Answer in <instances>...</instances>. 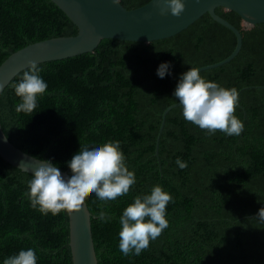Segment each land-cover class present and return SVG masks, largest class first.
Wrapping results in <instances>:
<instances>
[{
  "label": "trees",
  "instance_id": "1",
  "mask_svg": "<svg viewBox=\"0 0 264 264\" xmlns=\"http://www.w3.org/2000/svg\"><path fill=\"white\" fill-rule=\"evenodd\" d=\"M118 1L132 9L149 0ZM215 11L239 30L242 46L230 61L200 75L238 90L239 136L208 135L186 121L179 106L167 112L159 135L163 111L179 102L172 96L179 74L218 62L235 47L234 32L208 12L166 38H103L91 52L38 63L48 87L32 114L15 110L12 88L26 69L0 94L8 139L67 173L79 143L120 142L136 183L115 200L85 197L98 264H264V224L253 218L264 207V22L247 25L224 6ZM77 30L52 0H0V64L30 43ZM162 61L172 63L171 76L156 75ZM177 157L187 167L180 169ZM30 178L0 156V261L31 247L37 264H72L67 210L53 216L31 208L24 195ZM156 184L173 197L166 206L169 225L139 256H124L119 216ZM101 207L109 222L97 221Z\"/></svg>",
  "mask_w": 264,
  "mask_h": 264
},
{
  "label": "clouds",
  "instance_id": "2",
  "mask_svg": "<svg viewBox=\"0 0 264 264\" xmlns=\"http://www.w3.org/2000/svg\"><path fill=\"white\" fill-rule=\"evenodd\" d=\"M185 9L184 0H163L160 13L170 12L180 16ZM42 68L36 61H29L21 78L12 88L18 103L17 112L32 114L37 108L38 97L45 94L47 82L40 75ZM172 75V63L162 61L156 68V75L164 78ZM172 96L179 101L181 116L202 130L213 135L217 130L228 136H239L243 122L234 115L239 95L235 87L227 88L218 82L207 80L196 67H189L179 74ZM66 163L70 172L64 174L51 160L44 159L31 171L24 193L29 206L42 215L53 216L62 208L73 209L84 205L85 197L92 193L100 201L115 200L127 195L136 183L134 170L126 165V158L118 140L104 143H79V148ZM175 163L180 169L187 163L177 157ZM172 195L159 184L152 185L148 192L133 197L132 202L119 216L118 248L122 255L139 256L157 239L169 225L166 206ZM264 224V207L253 217ZM100 223L109 222L112 216L101 207L96 214ZM0 264H37L34 248L20 249L5 257Z\"/></svg>",
  "mask_w": 264,
  "mask_h": 264
},
{
  "label": "water",
  "instance_id": "3",
  "mask_svg": "<svg viewBox=\"0 0 264 264\" xmlns=\"http://www.w3.org/2000/svg\"><path fill=\"white\" fill-rule=\"evenodd\" d=\"M52 1L76 24L77 33L39 40L10 54L0 64V94L19 72L27 68L29 61L40 63L91 52L103 38L133 41L166 38L180 32L206 12L215 21L231 29L236 37L235 47L226 58L198 69L201 71L214 68L230 61L242 46L241 33L216 13L217 7L224 6L236 11L247 25L264 22V0H184L185 9L180 16H174L170 12L162 15L159 9L163 0H149L132 9L125 8L118 0ZM178 103L169 105L163 111L159 135L165 115L178 106ZM0 156L13 167L30 174L44 160L15 146L4 133L1 123ZM60 170L67 174V171ZM66 210L72 264H98L91 229V213L86 200L82 207Z\"/></svg>",
  "mask_w": 264,
  "mask_h": 264
},
{
  "label": "bare ground",
  "instance_id": "4",
  "mask_svg": "<svg viewBox=\"0 0 264 264\" xmlns=\"http://www.w3.org/2000/svg\"><path fill=\"white\" fill-rule=\"evenodd\" d=\"M95 245V244H94Z\"/></svg>",
  "mask_w": 264,
  "mask_h": 264
}]
</instances>
